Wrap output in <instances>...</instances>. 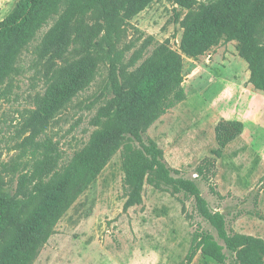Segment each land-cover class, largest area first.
<instances>
[{"label": "rangeland", "instance_id": "374dc122", "mask_svg": "<svg viewBox=\"0 0 264 264\" xmlns=\"http://www.w3.org/2000/svg\"><path fill=\"white\" fill-rule=\"evenodd\" d=\"M6 1L3 19L19 2ZM182 1L135 0L118 17L99 5L87 17L102 28L96 80L52 116L36 119V96L45 92L59 56L50 53L41 64L32 53L52 21L24 52L22 73L0 86V195L13 203L0 237V264H15L34 246L40 249L34 264H188L195 234L209 232L224 245L194 198L152 185L148 176L140 200L131 203L122 147L91 182L79 181L84 190L67 208L59 188L33 202L16 196L12 167L31 158V138L50 141L62 153L60 167L68 164L95 130L91 119L101 102L92 105L108 93L115 52L125 51L129 59L144 46L139 63L158 46L180 56L186 98L150 124L143 140L153 139L164 150L174 177L198 184L210 209L224 215L230 235L251 238L237 251L225 248L224 264H264V92L254 85L242 42L226 40L231 13L256 0ZM252 28L255 43L264 47V10ZM219 126L223 135H235L224 147ZM190 264L219 263L198 251Z\"/></svg>", "mask_w": 264, "mask_h": 264}, {"label": "trees", "instance_id": "16d2710c", "mask_svg": "<svg viewBox=\"0 0 264 264\" xmlns=\"http://www.w3.org/2000/svg\"><path fill=\"white\" fill-rule=\"evenodd\" d=\"M134 1L19 0L15 10L0 20V86L6 79L22 73L19 62L24 52L52 21L54 24L32 53L41 64L50 53L57 52L59 56L60 62L47 74L45 92L36 96V119L54 115L96 80L98 62L95 54L102 45V28L97 23L89 24L88 15L104 3L106 14L118 17ZM263 10L264 0H256L249 9L233 11V26L226 31V40L242 42L252 67L254 85L264 92V47L255 43L252 28ZM146 48L136 49L129 59H126L125 51L115 52L108 93L105 97H97L92 105L101 102L91 119L95 130L88 144L76 152L68 164L60 167L62 153L50 141L38 142L31 138V158L16 161L12 167V172L18 173L16 196L33 202L59 188L67 208L84 190L79 181L91 182L122 147L126 179L131 189L129 201L140 200L146 176L152 185L169 186L194 198L198 212L216 229L224 245L209 232L197 233L187 254V263L190 264L201 251L224 264L225 248L237 251L248 245L251 238L243 234L230 235L224 215L210 209L198 184L191 179L174 177L173 170L164 161V150L155 140L144 141L141 135L160 115L186 98L180 56L158 46L150 57L139 63ZM220 130L219 126L218 139L224 147L235 135L227 137ZM79 184L82 186L76 190ZM12 210L11 199L0 195V237L6 232ZM39 250V246H34L15 264H34Z\"/></svg>", "mask_w": 264, "mask_h": 264}, {"label": "crops", "instance_id": "0c3cea01", "mask_svg": "<svg viewBox=\"0 0 264 264\" xmlns=\"http://www.w3.org/2000/svg\"><path fill=\"white\" fill-rule=\"evenodd\" d=\"M7 5H8V2L6 0H0V8L2 6H7ZM2 19H3V17L0 18V20H2Z\"/></svg>", "mask_w": 264, "mask_h": 264}]
</instances>
